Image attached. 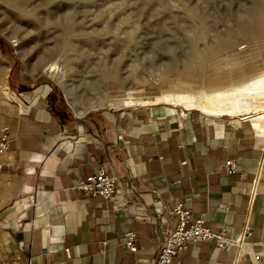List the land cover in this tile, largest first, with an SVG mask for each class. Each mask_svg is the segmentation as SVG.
Segmentation results:
<instances>
[{
  "label": "crops",
  "instance_id": "crops-1",
  "mask_svg": "<svg viewBox=\"0 0 264 264\" xmlns=\"http://www.w3.org/2000/svg\"><path fill=\"white\" fill-rule=\"evenodd\" d=\"M7 56L0 50L11 97L7 105L0 94L8 144L0 264H148L177 204L212 231L234 237L248 225L253 234L239 251L190 243L172 264H264V124L254 115L229 119L164 101L77 114L51 85L10 78ZM99 170L116 179L109 200L75 187ZM126 231L136 234L135 252Z\"/></svg>",
  "mask_w": 264,
  "mask_h": 264
},
{
  "label": "rangeland",
  "instance_id": "rangeland-1",
  "mask_svg": "<svg viewBox=\"0 0 264 264\" xmlns=\"http://www.w3.org/2000/svg\"><path fill=\"white\" fill-rule=\"evenodd\" d=\"M255 16L264 19V0H0V50L13 62L10 78L45 82L85 114L264 75V25L237 34Z\"/></svg>",
  "mask_w": 264,
  "mask_h": 264
},
{
  "label": "built area",
  "instance_id": "built-area-1",
  "mask_svg": "<svg viewBox=\"0 0 264 264\" xmlns=\"http://www.w3.org/2000/svg\"><path fill=\"white\" fill-rule=\"evenodd\" d=\"M7 135L4 133L0 137V173L4 167V156L7 151ZM227 174L234 170L233 161H225ZM116 179L99 170L95 174L86 176L76 184V189L94 197H100L104 200L111 199L116 193ZM173 214L176 222L171 229L161 232L156 254L148 264H172L175 257L186 249L190 243L212 242L218 249L235 248L237 251L250 244L252 229L248 225L243 228L234 237L227 234L225 228L218 231H212L203 225V220L193 219L190 211L182 204H177L173 208ZM122 241L127 250L136 251V234L133 231H126L122 236ZM103 248L108 246L107 242H102ZM256 260L257 257H254Z\"/></svg>",
  "mask_w": 264,
  "mask_h": 264
},
{
  "label": "bare ground",
  "instance_id": "bare-ground-1",
  "mask_svg": "<svg viewBox=\"0 0 264 264\" xmlns=\"http://www.w3.org/2000/svg\"><path fill=\"white\" fill-rule=\"evenodd\" d=\"M253 19L252 22L241 21L238 24L237 34L247 38L254 34V27L264 25V19L260 20L259 16H255ZM224 45L226 47V41L221 44V46ZM52 70V67L48 68V71ZM126 99H129L128 101L123 100L126 106L134 105L133 98L128 97ZM164 100H169L168 102L171 100L173 104L180 105L182 108H194L207 114L244 115V118L254 115L258 127V125L262 126L264 124V114L263 117L258 116L259 113H264V75L242 87L213 89L208 92L200 91L198 94L191 92L175 93Z\"/></svg>",
  "mask_w": 264,
  "mask_h": 264
}]
</instances>
